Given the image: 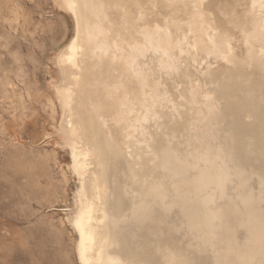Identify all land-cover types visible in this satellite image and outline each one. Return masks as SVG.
Returning a JSON list of instances; mask_svg holds the SVG:
<instances>
[{
  "label": "bare ground",
  "instance_id": "obj_1",
  "mask_svg": "<svg viewBox=\"0 0 264 264\" xmlns=\"http://www.w3.org/2000/svg\"><path fill=\"white\" fill-rule=\"evenodd\" d=\"M54 2L77 264H264V0Z\"/></svg>",
  "mask_w": 264,
  "mask_h": 264
},
{
  "label": "rangeland",
  "instance_id": "obj_2",
  "mask_svg": "<svg viewBox=\"0 0 264 264\" xmlns=\"http://www.w3.org/2000/svg\"><path fill=\"white\" fill-rule=\"evenodd\" d=\"M72 33L54 0H0V264H77L52 63Z\"/></svg>",
  "mask_w": 264,
  "mask_h": 264
}]
</instances>
